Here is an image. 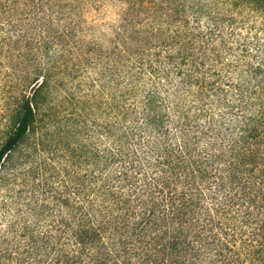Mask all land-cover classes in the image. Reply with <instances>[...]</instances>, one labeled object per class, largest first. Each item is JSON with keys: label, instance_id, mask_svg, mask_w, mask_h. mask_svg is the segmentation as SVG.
I'll use <instances>...</instances> for the list:
<instances>
[{"label": "trees", "instance_id": "1", "mask_svg": "<svg viewBox=\"0 0 264 264\" xmlns=\"http://www.w3.org/2000/svg\"><path fill=\"white\" fill-rule=\"evenodd\" d=\"M179 1L118 0L112 48L84 44L76 66L96 49L104 76L96 176L74 178L27 264H264V39ZM85 2L101 0H0V52L26 48L31 64L0 165L34 122L50 50L73 41Z\"/></svg>", "mask_w": 264, "mask_h": 264}, {"label": "rangeland", "instance_id": "2", "mask_svg": "<svg viewBox=\"0 0 264 264\" xmlns=\"http://www.w3.org/2000/svg\"><path fill=\"white\" fill-rule=\"evenodd\" d=\"M243 1L179 2L196 7L199 2L208 4L218 11L219 18L231 16L242 34L264 39V0ZM118 4V0H101L95 6L81 4L73 41L67 45L57 42L50 50L56 65L39 99L35 120L0 165V264H27L34 239L42 244L48 227L60 223L59 214L66 210L61 198L69 192L72 196L74 178L86 172L94 174L92 153L104 141L95 125L102 115L97 108L104 84L96 52L100 47L103 51L112 48L120 16ZM193 10L189 9L188 16ZM84 44L97 46V50L94 48L92 63L78 69ZM21 51L23 56L11 46L8 53L0 52V147L14 132L22 100L30 96L27 74L31 64L26 48ZM7 54L13 55L12 64L4 57ZM83 150L89 153L84 156ZM103 254L105 249L101 248L98 255Z\"/></svg>", "mask_w": 264, "mask_h": 264}]
</instances>
